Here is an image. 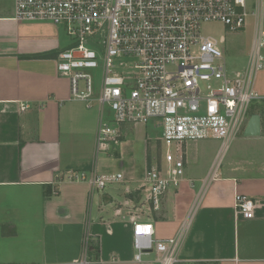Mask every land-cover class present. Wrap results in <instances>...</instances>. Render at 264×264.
Returning a JSON list of instances; mask_svg holds the SVG:
<instances>
[{
  "label": "crops",
  "instance_id": "crops-1",
  "mask_svg": "<svg viewBox=\"0 0 264 264\" xmlns=\"http://www.w3.org/2000/svg\"><path fill=\"white\" fill-rule=\"evenodd\" d=\"M69 45L60 27L14 21L12 0H0V264H70L81 254L85 232L99 264H136L133 217L152 223L160 240L183 226L176 264H264L262 121L260 137L244 138L256 151L234 155L218 169L227 150L218 141L183 144L181 183L148 213L139 208L140 188L161 135L126 140L130 129L122 125L119 146L94 171L123 179L96 193L75 179L94 173L98 111L69 100L68 80L56 64ZM207 142L218 149L203 151ZM235 193L254 200L250 218L236 213Z\"/></svg>",
  "mask_w": 264,
  "mask_h": 264
},
{
  "label": "built area",
  "instance_id": "built-area-1",
  "mask_svg": "<svg viewBox=\"0 0 264 264\" xmlns=\"http://www.w3.org/2000/svg\"><path fill=\"white\" fill-rule=\"evenodd\" d=\"M12 2L14 21L65 29L70 45L57 55L58 74L68 80L70 101L98 107L93 171L101 156L119 146L122 125L161 123L163 163L155 159L140 188L146 211H158L167 190L181 183L183 144L214 140L224 151L245 128L251 102L260 100L264 107V93L255 88L256 75L264 72V0ZM249 17L256 22L248 62L242 73L230 77L222 51L200 28L219 22L235 32ZM105 106L114 124L103 120ZM75 179L102 191L123 176L94 171L88 177L82 171ZM233 198L236 213L250 218L254 200L239 193ZM131 221L136 264L178 262L183 226L175 236L160 240L154 238L152 223L135 217ZM93 242L85 232L81 254L70 264H99Z\"/></svg>",
  "mask_w": 264,
  "mask_h": 264
},
{
  "label": "rangeland",
  "instance_id": "rangeland-1",
  "mask_svg": "<svg viewBox=\"0 0 264 264\" xmlns=\"http://www.w3.org/2000/svg\"><path fill=\"white\" fill-rule=\"evenodd\" d=\"M248 8H250L248 6ZM256 22L255 17H249L246 19L245 26L238 31L230 32L227 30L221 23H207L203 24L200 28V33L204 37H208L216 42L217 47L223 53V59L226 66L227 74L230 77H233L236 73H242L246 68L248 57L251 51L252 40L254 35V24ZM61 30L65 34V29L60 27ZM66 35V34H65ZM67 37V36H66ZM255 88L259 95L264 93V72H259L256 75L255 80ZM85 106L84 103H81ZM86 107V106H85ZM87 108V107H86ZM94 111H98L97 105H93L92 108ZM249 114H258L261 117L262 124L264 125V107L260 100L252 101L249 105ZM99 118V113H98ZM111 113L107 106L104 107L103 120L109 122L110 124H114L111 120ZM127 128L130 129V132L125 135L126 140L134 141V137L142 139V138H151L155 140L161 135V123L159 121H149L144 126H133L127 125ZM244 130V128H243ZM243 130L236 135V137L229 143V146L225 152H222L219 157V163L217 169L220 165L227 164L230 160H232L234 155H238L240 153H247L248 151H256L257 144L250 145L247 142L249 140H244ZM219 144L216 142H207L200 145V148L206 152H215L218 149ZM155 154L156 160L158 159L163 163L165 147L161 144V148L158 150L152 151ZM154 158V159H155ZM153 165V164H152ZM114 184H107L104 190L95 191L96 193H103L108 191L111 187H114ZM144 206L139 204V208H143ZM149 211H147L148 213ZM144 222V221H141ZM154 256L151 255L148 259H153Z\"/></svg>",
  "mask_w": 264,
  "mask_h": 264
},
{
  "label": "water",
  "instance_id": "water-1",
  "mask_svg": "<svg viewBox=\"0 0 264 264\" xmlns=\"http://www.w3.org/2000/svg\"><path fill=\"white\" fill-rule=\"evenodd\" d=\"M261 134V117L258 114L250 115L243 130L244 138H258Z\"/></svg>",
  "mask_w": 264,
  "mask_h": 264
},
{
  "label": "trees",
  "instance_id": "trees-1",
  "mask_svg": "<svg viewBox=\"0 0 264 264\" xmlns=\"http://www.w3.org/2000/svg\"><path fill=\"white\" fill-rule=\"evenodd\" d=\"M97 251V249H95Z\"/></svg>",
  "mask_w": 264,
  "mask_h": 264
}]
</instances>
